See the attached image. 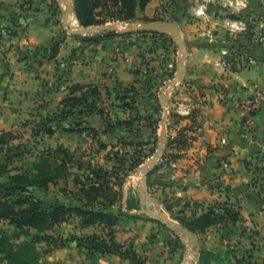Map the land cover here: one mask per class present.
<instances>
[{
  "label": "crops",
  "instance_id": "obj_1",
  "mask_svg": "<svg viewBox=\"0 0 264 264\" xmlns=\"http://www.w3.org/2000/svg\"><path fill=\"white\" fill-rule=\"evenodd\" d=\"M197 1L153 0L143 13L144 17L153 18L160 7H165L160 14L166 21L149 23L177 26L187 44L184 80L189 83L175 86L167 103L174 114L183 117L171 121L172 136L191 125L190 113L198 111L195 122L199 129L193 134V145L182 158L167 163V168L158 171L167 169L164 182L159 181L156 186L161 190L156 191L164 195L160 203L163 209L166 210L164 201H167L174 214L184 210L188 216L192 213L200 215L216 202H227L230 207L239 209L240 223L209 230L217 228L220 233H237L243 229L245 234L241 240L257 255L254 264H264V254L260 253L264 251V174L252 165L264 160V45L255 40L254 32L238 36L232 43L237 50L236 64L227 70L222 68L219 62L221 53L227 49L216 48L215 42L218 37H226L224 17L215 15V11L219 13L221 9L211 6L212 17L216 18L194 21ZM63 3V0H0V28H12L11 32L7 29L0 34V117L5 114L4 120L12 121L9 127H2L0 133L13 132L16 135V124L26 116V109L34 105V117L38 120L30 122L27 118L22 123V127L30 129L31 133L42 120L57 117L53 123L54 134L41 133L37 141L58 138L61 134L77 137L81 139L80 144L70 147L59 142L55 148L63 146L72 155L83 154L84 160L94 157V164L106 165L105 155L121 140L108 132V126L97 114L75 115L66 120L58 117L69 87L80 84L105 89L113 122L130 123V127L123 126L125 129L120 136L130 137V141L138 144L150 143L152 122L158 120V126L161 124L163 87L170 80L169 74L176 70L179 57L174 52L173 60L160 45L146 50L154 43L151 32H136L91 44L82 41L84 35H66ZM57 7L60 12L54 15ZM244 13L256 20L258 28L264 29V0H250V8ZM209 33L215 35L213 41L205 36ZM95 34L99 33L89 36ZM165 34L174 40L170 33ZM56 42L61 43L59 54L50 59L51 48ZM217 43L219 46L220 42ZM167 45L171 46L168 43L163 47H170ZM118 54L122 55V60L114 61ZM248 99L258 102L257 129L253 135L247 133L245 116L239 108V104ZM51 102L55 103L53 110L49 109ZM138 114L141 118H137ZM89 127L96 130L97 140L108 144L107 151L100 150L88 131H70ZM157 135L159 137V129ZM130 141L126 139L124 142ZM121 148L122 144H118L115 150ZM128 196L125 192V199ZM67 224H72L73 228H67ZM157 226L156 222H150L146 229L158 230ZM54 233L64 240L103 234L98 226L80 228L77 218L57 226ZM175 234L181 238L182 234ZM134 241V249L146 264H175L173 259L179 249L173 236L151 241L139 237ZM64 242V247L45 255L41 264H131L116 255H104L92 261L77 241Z\"/></svg>",
  "mask_w": 264,
  "mask_h": 264
},
{
  "label": "trees",
  "instance_id": "obj_2",
  "mask_svg": "<svg viewBox=\"0 0 264 264\" xmlns=\"http://www.w3.org/2000/svg\"><path fill=\"white\" fill-rule=\"evenodd\" d=\"M152 1L73 0V5L75 17L79 25L84 28L141 21L145 23L166 21L160 14L165 9L163 6L156 11L153 18L143 16L146 7ZM59 12L60 7H57L54 15ZM7 29L12 31L11 27ZM7 29L0 28V34ZM151 33L153 39L159 40L156 38L159 37L160 40L169 42L177 51L175 41L165 33ZM130 35L132 34L121 35L113 31H105L94 36H85L82 41L88 44L100 43L103 40ZM60 45L61 43L56 42L52 46L50 59L58 56ZM235 64L234 61L232 66ZM174 76L175 72L169 74V79H173ZM188 83L186 80L183 82V84ZM61 105L62 109L58 116L61 120L75 115L93 113L99 115L108 126V132L121 140L118 144H122V148L115 150L118 144L113 145L104 157L106 165H101L93 163L94 157L84 160L83 154L72 155L63 146L39 151L34 156L31 150L22 149L13 144L19 138L13 132L0 133V149L10 151L7 159H2L0 164V226H4L0 228V262L41 264L45 255L64 247V241H77L92 261H96L100 256L116 255L122 260H129L131 264H146V260L134 249V244L130 243L127 246L117 241L114 229L124 217L139 219V216L131 213L133 210H142L138 194L137 196L129 194L125 199L124 187L130 172L137 170L154 155L158 143L159 121L152 122L150 143L138 144L130 141V137L120 136L125 129L123 126L130 127V123L118 120L113 122L112 108L103 107V94L99 86L74 84L69 87V94L63 99ZM197 114L198 111L190 113L192 124L181 129L177 136L168 137L161 163L170 164L177 161L193 145L195 141L193 134L199 129L195 122ZM175 117L183 119L171 113L170 124ZM56 118L48 117L42 120L32 131L31 137L36 139L41 133L52 136L55 132L53 123ZM137 118H141L140 114ZM170 129L171 126H168V130ZM70 131L80 133L88 131L92 139L98 143L100 150H108V144L97 140L94 128ZM126 139L130 142H124ZM150 145H152L151 148H145ZM15 163L19 164L20 168H11ZM160 168L161 164L156 165L147 174L149 191L154 187L152 178ZM260 171L264 174V170ZM59 185L62 186L59 189L61 198L56 194L51 197L49 194L51 188ZM166 202L164 201L165 209L172 218L197 238L206 234L212 227L229 228L242 220L240 210L230 207L227 202L210 204L204 213L200 215L192 213L190 216L184 210L174 214L172 206ZM74 218L79 219L80 228L98 226L103 234L94 233L79 238L72 237L70 240H64L62 236L55 235L57 226L68 223ZM153 221L166 227L158 220L153 219ZM44 245L45 247L42 248ZM180 247L184 245L181 244ZM216 254V250L202 246L199 264L219 263ZM242 261L243 259H237L235 262L230 261V264H244Z\"/></svg>",
  "mask_w": 264,
  "mask_h": 264
},
{
  "label": "rangeland",
  "instance_id": "obj_3",
  "mask_svg": "<svg viewBox=\"0 0 264 264\" xmlns=\"http://www.w3.org/2000/svg\"><path fill=\"white\" fill-rule=\"evenodd\" d=\"M197 3H198V1H197ZM63 6H64V9H66V6H65L64 3H63ZM197 8H198V6H196L195 10ZM210 8H209V10H210ZM195 10H194V13H193V19L196 22H200V20H198L195 17V15H194L195 14ZM216 14L218 16H222L224 18H229V19H232V20L238 19L239 17L250 18L244 12L243 13H239V14L229 13L224 8H222L221 12H219V13L218 12L216 13V11H215V15ZM213 17L216 18V16H214V15H213ZM128 24H113V25H115L117 27H120V28H124ZM135 25L137 26L138 24L135 23ZM223 26H224V24H223ZM224 29H225L226 37L222 38V39H220L221 37H218L216 39L215 43H216V48H218L220 46L223 47V48L225 47L227 50H223V51L224 52L225 51L229 52V55L228 56H224L225 54L222 51L219 62H221L223 60H227V61L230 60L231 63H233L234 61L236 63L237 50H234L235 48L233 47L232 43L238 36L231 37L228 34L227 29L226 28H224ZM216 32L219 33L218 31H216ZM64 33L66 35H70V34L67 33L66 29H64ZM241 35H244V34H241ZM181 36H182V34H181ZM216 36H218V35L216 34ZM156 38H158L159 40L154 39V41H153L154 43L148 45L146 47V50H152L153 46L160 45L161 46L160 48H163V52L166 55H170L171 57H173V53L177 52L176 56L180 58V56H181L180 46L177 44V42L175 40L174 41H175V44H176L177 51H174V46H172V45L171 46L167 45V46H170V47H163L164 43L168 44L169 42L164 41V40H160L159 37H156ZM217 42H220L219 46H218ZM226 46H228V47H226ZM186 48H187V44H186ZM164 53H162V54H164ZM169 59H171V58H169ZM174 59L175 58L173 57V60ZM114 61H120V60L116 59ZM178 63H179V60H178ZM176 71H178V64H177V68H176V70L174 72H176ZM174 78H175V76H174ZM174 78L170 79L169 81H173ZM181 84H183V83H181ZM102 93H103V103H104L103 107L106 108V109H110L111 106H110V102L108 101L105 89H102ZM33 106L34 105H30V107L28 109H26V112H27L26 116L21 121H19L16 124V126H15L16 128L14 129V131L16 133V136L19 137L18 140L13 143L15 146L22 147V149H26V150H31L33 152L34 156H35V154H37L39 151L46 150V149L50 148V146L55 148L56 144L59 143V142H62V143L66 144L67 146H70V147H74L76 145V143H79V144L81 143L80 142L81 139H79L77 137H68V136L63 135V134L59 135L58 138H56V137L53 138V139L44 138V139H41V141L40 140L37 141L36 139L31 138L30 137L31 136L30 129L27 130L26 128H23L22 127V123H23L24 120H27V118L29 119L30 122H34V121H36V119L38 120V117L37 118H35L36 116L34 117V112H36V110L32 109ZM54 108H55V103L51 102V105H50L49 109L53 110ZM0 110H2L1 107H0ZM160 111L161 112H160L159 116H160V122H161L162 118L164 117L163 108H161ZM168 112H169V118H168V121H167L166 124H167V128H168V126H171V129L168 130L167 139H168L169 136H172V133H173L172 132L173 131V124H170V115L173 112L171 111L170 108H168ZM4 115L5 114H3V117H0V120H1L0 121V131L2 130V127H9L12 124L11 120L10 121L9 120H4V118L6 117ZM0 116H2V113H0ZM175 119H176V117L174 118V120ZM161 132H162V129H161V124H160L159 134ZM82 141L84 142L85 139H83ZM165 144H166V142H165ZM156 149H157V145H156ZM8 153H10V151L7 152V149H0V164L2 163V159L3 160L7 159ZM148 160H146L145 163ZM161 162H162L161 159L157 160L155 165L153 167L147 169L146 171L149 172L156 165H159V164H161V168H163V167L167 168L169 166L166 162H163V163H161ZM144 164L142 166H144ZM19 166H20L19 164L15 163V164H13L11 166V168H20ZM166 170L167 169H164L162 172H159V173L157 172L153 176L152 182H154V187L151 188L152 189L151 191L148 190V192L149 193L150 192L153 193L152 195L154 197L152 196V198H154V200L156 199L155 202H154V205L156 206V208L158 210H160V212H162V214H164L165 216L170 217L168 215V213L166 212V210H164L163 207L160 204L161 201L163 200V196L164 195L161 194L160 192L156 191V190H161V189L157 188L156 185H158L159 181L164 182L163 176H165ZM140 182H141V177L138 175V170L130 172V174H129L128 178H127V184H126V187H125L126 194L127 195L130 194V195H133V196H137V194H138V197H139V184H140ZM61 187L62 186L59 185L58 187L51 188V191L49 193L50 196L52 197V196H55V194H56V196L61 198L62 195L59 192V189ZM141 204H142V207H143L142 210L141 211H137L136 213H133V215L139 216V219H129V218L124 217L122 219V221L120 222V224L114 229L115 233H116L117 241L119 243H124L125 245L128 246L130 243L134 244V242H135L134 239H137L139 237L143 238V239L147 237V239L151 241V240H159V239L163 240L165 238V236H169V237L173 236V240L175 242V246L177 247V249H179L177 257H175V259H173V261L175 262V264H186V260H185V249H186V246L185 245L187 243H190L189 238H185V236L181 235V238L178 239V237H177V235L175 233L168 232V230L165 227H163L161 224H157L159 226V227L157 226L158 230H156V228L153 229V230L146 229V227L148 226V223L150 224V222H154L153 219H156V218L153 217L152 213L147 212V210H149V209L152 210L153 207H149L147 205V203H146V200L141 201ZM177 207H179V206H177ZM156 220H159V219H156ZM151 224H153V223H151ZM3 227H4L3 225L0 226V228H3ZM67 228H73V225L69 224L67 226ZM216 229L209 230L206 234L201 235L200 237L197 238L198 239V245H196L195 247H192V249L190 250V255L189 256H191V255L193 256L190 264H199V258H200L201 247L202 246H205L208 249L216 250V253H217L216 255H218L217 257L219 259V263L217 262L216 264H223V263L224 264H230V261L231 262H235V260H237V259L238 260L243 259L242 262L244 264H248V263L249 264H254V258H256L257 255L254 254V249H251L249 246L247 247L246 244L244 245V241L241 240L243 238L244 234H245L243 229L238 230L237 233H235L234 231L233 232L225 231L227 233H220L219 230H216ZM223 231H224V229H223ZM158 236H160V237H158ZM238 238H240V240ZM182 241H184V243H181ZM179 243L183 244L184 247L178 246ZM263 252L264 251L262 250L260 253L264 254Z\"/></svg>",
  "mask_w": 264,
  "mask_h": 264
},
{
  "label": "water",
  "instance_id": "obj_4",
  "mask_svg": "<svg viewBox=\"0 0 264 264\" xmlns=\"http://www.w3.org/2000/svg\"><path fill=\"white\" fill-rule=\"evenodd\" d=\"M64 4L66 6V9L64 10V18L65 22L70 28L68 30V33L70 35H84V36H89L90 34L93 33H100V32H105V31H113L121 35H127L131 33H136V32H165V33H170L174 40L177 42V44L180 46V51H181V56L179 58V63H178V71L176 73V76L173 81H168L164 87H163V92H165V96L162 98V108L164 110V117L161 120V129L162 132L159 134L158 137V143H157V149L154 153V155L138 170V175L141 177V182L139 184V197L140 200H146V203L149 207H153V209L147 210V212L152 213L153 217L156 219H159L163 224H165L168 228L171 230L181 233L185 238H189L190 243H187L186 249H185V260L188 256L189 250L192 249V247H195L198 245V239L196 235H194L192 232L181 226L180 224L174 222L172 219L169 217L165 216L156 208L154 205L155 200L152 198L151 194L148 192V184H147V172L146 170L153 167L156 163L157 160L161 159L162 153L165 150L166 147V140H167V135H168V128H167V121L169 118V112H168V107L167 103L169 100V97L178 84H181L184 82L185 75H186V58H187V48H186V42L183 40L181 36V32L179 28L173 24L170 23H142V22H137V26L135 23H129L127 26L124 28L117 27L113 24H108L105 26H100V27H89V28H84L78 25L76 28L70 27L68 24L69 21V16L74 13V5H73V0H63ZM75 15V13H74ZM76 18V17H75ZM77 20V19H76ZM151 171V170H150Z\"/></svg>",
  "mask_w": 264,
  "mask_h": 264
},
{
  "label": "built area",
  "instance_id": "obj_5",
  "mask_svg": "<svg viewBox=\"0 0 264 264\" xmlns=\"http://www.w3.org/2000/svg\"><path fill=\"white\" fill-rule=\"evenodd\" d=\"M245 3H246V7L238 9L237 7L234 6L235 0H233V4L231 5L227 4V0H198L197 9H199L201 6H205V14L203 16H197L195 14L194 15L200 21H211L213 19L212 17L213 13H211L209 10L211 6H216L221 10L222 8H224L229 13L239 14L245 12L250 8V0H245ZM223 24H224V28L227 29V32L231 37H236L241 34H249L250 32H254L255 40L258 43L264 45V29L258 28L256 20H253L251 18H244V17H239L238 19L235 20L224 18ZM78 25L79 23L77 21V26ZM232 25H236L237 27L233 28ZM65 29L68 33V30L70 28L68 27L67 24L65 26ZM205 36L209 38L210 41H213L215 38V35H213V33L206 34ZM224 54H225L224 56H228L229 52L225 51ZM116 59L121 61L122 55L118 54L116 56ZM228 61L227 60L221 61L220 62L221 67L226 70L230 69L232 67V63L230 62V60ZM239 108L242 110L245 116V125H246L247 133L249 135H253L257 129L256 115L258 110V102L256 101V99H248L240 103ZM252 165L257 169L264 170V160L255 161Z\"/></svg>",
  "mask_w": 264,
  "mask_h": 264
},
{
  "label": "clouds",
  "instance_id": "obj_6",
  "mask_svg": "<svg viewBox=\"0 0 264 264\" xmlns=\"http://www.w3.org/2000/svg\"><path fill=\"white\" fill-rule=\"evenodd\" d=\"M227 4H233V0H227ZM235 7L239 8H243L246 7V3L245 0H235ZM205 14V6H201L199 9H197L195 11V15L197 16H203ZM233 28H236V25H232Z\"/></svg>",
  "mask_w": 264,
  "mask_h": 264
},
{
  "label": "bare ground",
  "instance_id": "obj_7",
  "mask_svg": "<svg viewBox=\"0 0 264 264\" xmlns=\"http://www.w3.org/2000/svg\"><path fill=\"white\" fill-rule=\"evenodd\" d=\"M70 18H69V21H68V24H69V26L70 27H73V28H76L77 27V20H76V18H75V15H74V13L72 12V14L69 16ZM191 250V249H190ZM190 250H189V253H188V256H187V258H186V264H190V262H191V260H192V255L191 256H189L190 255Z\"/></svg>",
  "mask_w": 264,
  "mask_h": 264
}]
</instances>
